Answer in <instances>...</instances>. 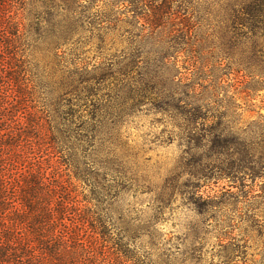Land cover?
<instances>
[{
    "label": "rangeland",
    "instance_id": "1",
    "mask_svg": "<svg viewBox=\"0 0 264 264\" xmlns=\"http://www.w3.org/2000/svg\"><path fill=\"white\" fill-rule=\"evenodd\" d=\"M85 1L59 66L87 71L90 113L102 116L91 171L140 234L134 246L176 264L208 262L219 240L247 259L264 252V0H196L179 18L207 41L173 48L126 39L116 0ZM246 9L252 30L235 19ZM39 49L49 73L53 52Z\"/></svg>",
    "mask_w": 264,
    "mask_h": 264
},
{
    "label": "trees",
    "instance_id": "2",
    "mask_svg": "<svg viewBox=\"0 0 264 264\" xmlns=\"http://www.w3.org/2000/svg\"><path fill=\"white\" fill-rule=\"evenodd\" d=\"M195 1L113 3L122 6L126 39L173 48L207 41L179 18ZM86 4L0 0V264H176L139 252L140 234L123 225L102 175L91 171L102 116L90 113L94 95L84 66H59L65 51L74 53ZM235 19L252 30L247 9ZM41 46L55 58L49 73L33 59ZM243 247L219 240L220 250L204 264H264V252L247 259Z\"/></svg>",
    "mask_w": 264,
    "mask_h": 264
}]
</instances>
